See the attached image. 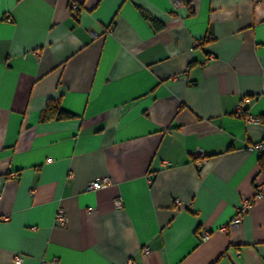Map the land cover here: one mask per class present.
Returning <instances> with one entry per match:
<instances>
[{
	"label": "crops",
	"instance_id": "1",
	"mask_svg": "<svg viewBox=\"0 0 264 264\" xmlns=\"http://www.w3.org/2000/svg\"><path fill=\"white\" fill-rule=\"evenodd\" d=\"M245 97L264 0H0V264H264V201L221 230L264 181Z\"/></svg>",
	"mask_w": 264,
	"mask_h": 264
},
{
	"label": "built area",
	"instance_id": "2",
	"mask_svg": "<svg viewBox=\"0 0 264 264\" xmlns=\"http://www.w3.org/2000/svg\"><path fill=\"white\" fill-rule=\"evenodd\" d=\"M172 2L176 3L178 2V0H171ZM78 6L77 5H72V10L73 11H78ZM209 60L212 59V57H208ZM249 102V98L245 97L242 99L241 103L238 105L237 108V114L245 121L246 124H253V125H259L264 123V115L261 117L258 116H253L249 113L243 112V105L247 104ZM249 151L252 150H256L258 151V153L260 154V156H264V144L263 142H259L257 144L254 145H250L248 147ZM196 157L200 158L201 160H199V164L204 163V153L203 151L199 150L196 152ZM111 181L108 177H102L101 179H98L96 181L91 182L87 189L88 190H92V191H97V190H101L104 189L106 187H108L110 185ZM256 200H262L264 201V181H259L256 183L255 186V193L252 199H248V198H243L240 207L237 210V214L236 217L231 221V223L229 225H227L226 227H223L221 230L222 231H227L229 228H233L238 226L241 221L243 216L250 210V208L252 207V204L254 201ZM175 203L178 204V201L175 200ZM115 206L117 208H121L122 203L120 200H116L115 202ZM67 219L66 216L64 215L63 211L59 210L57 215H56V224L58 225H64L66 224ZM210 234L208 232H206L202 239L203 241H206L209 239ZM147 252V251H146ZM55 264H58L57 260H54ZM14 264H22V257L20 255H16L14 257Z\"/></svg>",
	"mask_w": 264,
	"mask_h": 264
},
{
	"label": "trees",
	"instance_id": "3",
	"mask_svg": "<svg viewBox=\"0 0 264 264\" xmlns=\"http://www.w3.org/2000/svg\"><path fill=\"white\" fill-rule=\"evenodd\" d=\"M152 25L159 29L161 27L160 23L157 21L151 19L150 20ZM73 116L64 110L61 109L60 103L57 100H49L44 108V110L41 113V121H50L54 119H68L72 118ZM259 166L260 171L264 173V156L259 157Z\"/></svg>",
	"mask_w": 264,
	"mask_h": 264
}]
</instances>
